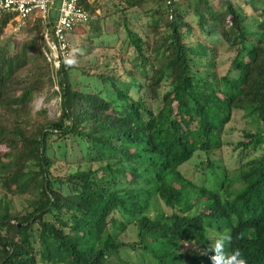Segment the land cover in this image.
<instances>
[{
	"label": "trees",
	"instance_id": "1",
	"mask_svg": "<svg viewBox=\"0 0 264 264\" xmlns=\"http://www.w3.org/2000/svg\"><path fill=\"white\" fill-rule=\"evenodd\" d=\"M84 4L93 18L71 33L80 55L106 44V17L122 39L123 55H104L94 73L97 89L77 86L74 69L86 67L46 58L40 18L0 13V264H212L211 228L232 236L227 254L264 264V0ZM201 34L235 52L229 72ZM55 84L52 118L34 101ZM238 112L248 126L231 175L219 152ZM194 157H205L202 183L181 171ZM155 197L164 213L151 217ZM130 225L136 239H121Z\"/></svg>",
	"mask_w": 264,
	"mask_h": 264
},
{
	"label": "rangeland",
	"instance_id": "2",
	"mask_svg": "<svg viewBox=\"0 0 264 264\" xmlns=\"http://www.w3.org/2000/svg\"><path fill=\"white\" fill-rule=\"evenodd\" d=\"M60 0H53L52 4V14L53 11L58 10L60 7ZM102 2V1H101ZM113 6V5H112ZM114 8V7H113ZM101 13V11H100ZM134 13H130V15H134ZM189 19H194V17H189ZM191 20V22L193 21ZM110 19L106 17V20L102 23V27H105V34L103 35V39L106 40V44L103 46H100L99 48H96L88 55H80L78 50L76 51V44L77 41L81 38L80 34L73 33L70 35V43H71V54L72 57L75 59L76 63L74 65H78L83 67H86L91 71V75L82 74V71L78 68L74 69L73 75L74 78L77 80L76 84L82 89H97L100 87V81L94 75L95 72H97V69L104 68V55H106L107 58H111L115 55H123L122 54V39H116L114 35H109V32L114 31V26H112L111 22H109ZM22 22V21H21ZM16 25L17 27H20V23ZM14 25V23H13ZM8 29V28H7ZM83 27H79L78 30L81 31ZM250 30L256 29V26L254 24H251L249 26ZM19 30V29H18ZM17 30V31H18ZM8 32H11V29H8ZM16 32V31H14ZM19 33V31L17 32ZM24 36V32L22 34H17V37ZM208 42H209V49H210V55L216 57V68L219 73L224 74L229 72L231 61L235 55V52L229 48L227 44L224 42H220V40L217 38L216 35L204 36L201 34ZM77 39V40H76ZM79 51H82L80 49ZM116 57L113 60H117V62H121V57ZM113 62V61H112ZM126 65L129 67L130 62L127 61ZM59 90V86L57 84L54 85V87H48L46 88L42 93H40L38 96H36L34 101V108L35 110H45L46 114L49 117L55 118L60 115V96L57 94ZM156 103H154V106ZM248 126L246 123V120L243 119V115L241 112H238L234 118L225 126V129L223 131L222 140V151L219 152V158H221L220 164L222 167L229 166V169H232L230 171L231 175L236 174V169L238 164V153L239 149L235 148V145L242 140V133L243 129ZM246 156L248 155V158L253 157H259L261 156V152L256 149H249L246 151ZM215 157V155H213ZM213 157V158H214ZM205 160V157H194L191 159L188 163L183 165L181 167V171L189 178L194 179L195 181H198L202 183L203 178L200 177L199 168L201 167V163ZM235 169V170H234ZM239 184V183H238ZM162 213H164V206L162 202L155 197L152 201L151 206L149 207L147 214L151 217H158ZM220 236L222 233H219L215 229H209L208 230V241L209 245L212 243L210 241V237L213 236ZM121 239L132 241L136 239V232H135V226L130 225L129 228L122 232V235L120 236ZM183 251H194L195 253H200V248L198 245H195L193 243H187L185 242L183 245ZM123 256L127 259L132 260V262H136L137 260H141L142 257L135 253L134 251L123 253Z\"/></svg>",
	"mask_w": 264,
	"mask_h": 264
},
{
	"label": "built area",
	"instance_id": "3",
	"mask_svg": "<svg viewBox=\"0 0 264 264\" xmlns=\"http://www.w3.org/2000/svg\"><path fill=\"white\" fill-rule=\"evenodd\" d=\"M99 0H61L58 16L54 21L52 18L53 0H0V13L9 12L14 14L15 21L26 18H40L44 27V39L47 47L44 49L46 58L51 61L55 69H58L70 56V35L75 28L89 22L93 15L84 2ZM167 6H172L178 0H162ZM174 16L173 10L170 17ZM54 21V24H52ZM8 29L17 31L18 27L11 20ZM7 29V31H8Z\"/></svg>",
	"mask_w": 264,
	"mask_h": 264
},
{
	"label": "clouds",
	"instance_id": "4",
	"mask_svg": "<svg viewBox=\"0 0 264 264\" xmlns=\"http://www.w3.org/2000/svg\"><path fill=\"white\" fill-rule=\"evenodd\" d=\"M75 63L76 61L74 58L66 60L68 66H72ZM210 241H212V243L209 245L206 252L211 251L214 253L209 257L212 264H247V260L242 256L239 249L234 250L231 254L226 253V246L232 241V236L230 234L225 233L218 237L213 234V236L210 237Z\"/></svg>",
	"mask_w": 264,
	"mask_h": 264
},
{
	"label": "crops",
	"instance_id": "5",
	"mask_svg": "<svg viewBox=\"0 0 264 264\" xmlns=\"http://www.w3.org/2000/svg\"><path fill=\"white\" fill-rule=\"evenodd\" d=\"M61 1V0H60ZM95 1H91L90 4L94 3ZM89 3V2H88ZM52 12V11H51ZM98 13H100V9L97 10ZM58 16V10L53 11L52 18L55 21Z\"/></svg>",
	"mask_w": 264,
	"mask_h": 264
}]
</instances>
